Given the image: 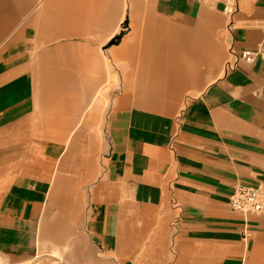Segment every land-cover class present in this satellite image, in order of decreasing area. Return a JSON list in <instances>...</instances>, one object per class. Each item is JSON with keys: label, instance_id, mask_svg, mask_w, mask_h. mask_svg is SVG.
Segmentation results:
<instances>
[{"label": "crops", "instance_id": "obj_1", "mask_svg": "<svg viewBox=\"0 0 264 264\" xmlns=\"http://www.w3.org/2000/svg\"><path fill=\"white\" fill-rule=\"evenodd\" d=\"M239 185L264 186V0H0V264H264Z\"/></svg>", "mask_w": 264, "mask_h": 264}, {"label": "built area", "instance_id": "obj_2", "mask_svg": "<svg viewBox=\"0 0 264 264\" xmlns=\"http://www.w3.org/2000/svg\"><path fill=\"white\" fill-rule=\"evenodd\" d=\"M203 3L220 2L224 13L233 16L239 9L242 0H198ZM258 52L247 50L242 53V58L246 61H253ZM230 206L234 210L243 213H263L264 212V186L239 185L229 197Z\"/></svg>", "mask_w": 264, "mask_h": 264}, {"label": "rangeland", "instance_id": "obj_3", "mask_svg": "<svg viewBox=\"0 0 264 264\" xmlns=\"http://www.w3.org/2000/svg\"><path fill=\"white\" fill-rule=\"evenodd\" d=\"M119 40H120V36L118 35V36H116V37L114 38V43H117Z\"/></svg>", "mask_w": 264, "mask_h": 264}]
</instances>
